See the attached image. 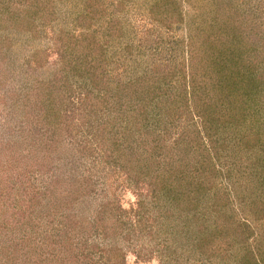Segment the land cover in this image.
<instances>
[{"label": "trees", "instance_id": "trees-1", "mask_svg": "<svg viewBox=\"0 0 264 264\" xmlns=\"http://www.w3.org/2000/svg\"><path fill=\"white\" fill-rule=\"evenodd\" d=\"M169 2V5L175 3ZM43 7L37 6L34 11L41 13ZM150 7L154 11L153 20L169 19L163 26L172 27L168 10L159 4ZM86 12L75 17L76 23L84 25L82 19L88 16L89 10ZM180 12L179 26L183 24ZM16 13L19 11L8 14L12 20L7 28L15 26L13 15ZM240 14L236 4L210 0L203 9L194 10L187 38L180 41L183 46L180 56L170 57L162 69L157 63L148 69H132L125 80H120L118 75L114 78L115 68L111 63L115 62V56L107 51L115 19L110 18L106 23L109 37L105 40H99L95 29L90 27H82L78 33L59 28L54 38L56 44L53 42L55 48L52 47L57 54L55 85L47 84L51 80L48 79L41 86L45 90L46 107L39 116L49 131H45L46 136L44 134L38 148L35 139L30 138V128L24 119L29 113L35 115L32 108L23 110L22 101L29 100L31 92L21 93H27L24 97L17 94L8 105L10 120L7 123L11 125L7 127L6 136L0 137V145L5 149L2 150L5 160L0 156V264H125L128 251L136 258L149 259L155 254L161 255L162 250L171 249L176 242L208 249V243H212L209 235L213 240L226 233V213L213 203L209 194L213 177L223 176L222 167L215 163L219 153L216 151V159L211 155L213 134L207 132L210 143L203 135V141L191 144L184 133L168 142L162 138L160 126H171L174 121L169 125L164 122L165 126L162 119L174 117L173 105L178 103L181 107V99V104L190 106L194 118L202 121L205 117L208 121L221 118L238 133L241 126L237 122L247 121L241 114L244 110L250 116L248 129L250 125L255 127L258 116L261 118L260 106L264 104V57L259 55L261 36L253 30L244 34ZM21 20L23 23L16 25L20 26L18 31H32L34 35V29L30 27L25 31L21 26H27L25 20L28 19ZM43 25L42 21L35 22L36 27ZM250 36L254 43L248 42ZM5 38L0 40V55L8 56L10 43H6ZM72 51L78 52L75 57H71ZM36 56L34 54L27 63L37 62ZM65 81L72 86L78 83L81 87L90 85L91 90L97 89L96 95L106 98L109 109L118 112L121 130L116 129L112 136L108 133L112 125L104 130L105 124L97 123V132L92 134L98 141L96 145L101 146L100 141H106L112 146H101L97 151L90 136L92 132L88 131V144L78 141L66 154L60 152L66 141L63 132L69 126L65 115L69 111L67 107L63 108L64 113L58 108L53 110L46 98L56 87L64 92L61 98L71 97L64 90ZM172 87L179 89L178 97L168 92ZM113 98L116 100L112 101ZM210 99L214 102L209 103ZM216 101L222 108L213 110V114L211 108ZM148 134L152 135L148 141L139 142ZM238 135L241 138L232 144H240L247 137L245 132ZM197 143L203 150H209L212 156L209 161L199 153ZM97 160L114 163L113 166L128 177L127 185L137 192L136 202L129 209L112 199L100 202L93 212L90 206L97 196L93 177L98 168L87 164L94 165ZM236 224L238 241L242 236V242L246 241L247 229L254 226L247 217ZM254 247L257 252L250 249L242 257L248 264H259L257 254L264 251L261 242ZM175 258L177 255L173 254ZM161 262L165 264L166 259Z\"/></svg>", "mask_w": 264, "mask_h": 264}, {"label": "rangeland", "instance_id": "rangeland-1", "mask_svg": "<svg viewBox=\"0 0 264 264\" xmlns=\"http://www.w3.org/2000/svg\"><path fill=\"white\" fill-rule=\"evenodd\" d=\"M169 1H175V3L169 5ZM209 1L0 0V40H3L2 37H6L8 39L6 43H10V47L7 50L8 56L0 55V137L6 136L7 127L11 125L7 123L10 120L8 105L11 101L13 102L17 94L20 93L21 95L23 92H31L29 100L24 102L19 98V101L25 103L23 110L27 108L34 109L33 113L35 115L29 113L24 116V119L30 128V138H34L37 143L36 148H38L37 146L42 137H44V134L46 136L45 131H49L45 129L46 124H43L39 116L42 113L41 110L46 107L44 103L45 90L41 86L45 85L43 82L48 79L51 80L46 82L47 84L55 82L53 76L56 73L55 68L57 69V65L55 64L57 54L53 48H55L54 44L56 42L54 38L59 34V28L64 27L69 32L78 33L80 28L90 27L91 30L95 29L99 40H105L109 37V33L106 30V23L110 18L115 19L113 24L114 29L111 32L112 37L107 42V51L109 54L115 56V62L111 63L115 68L113 72L114 78L117 79L115 75H118L120 80H125L132 73V69L152 68L154 63H157V67L162 69L165 66L164 62L170 57L174 59L177 55L180 56L182 52L181 48L183 47L180 41L187 38L188 29L192 24L190 19L194 15V10L203 9ZM224 1L238 5L241 13L239 16L240 23L242 24L241 29L244 31V34L253 30L254 34L261 36L259 41V55L263 58L264 0ZM153 4H159V7L169 11L168 15L171 16L172 20L171 28L166 29L163 26L164 22L169 21V19H165V21L160 19L159 22L158 19L157 21L153 20L154 11L150 7ZM41 5H44V9L41 13H36L35 9ZM173 7L178 8L172 10ZM87 9L89 10V14L88 16L83 15L85 16L82 19L84 25L81 26L76 23L78 20H75V17L80 13L87 14ZM14 10L19 11V14L16 13L13 15V22L16 19L15 26L7 28V26L10 27L12 20L7 16L9 13H13ZM180 11L183 15V24L179 26L178 13ZM23 12L27 14L24 15ZM159 16L157 15V17ZM163 16H166V14ZM21 18L28 19L25 20L28 23V27L26 25L24 26V24L21 26H23L25 31L30 27L32 30L34 29V35H32V31H18L20 26L16 27V25L20 22L23 23ZM39 21L44 22V25L37 26V28L35 22ZM252 27L253 29H250ZM253 41L252 36H250L248 42ZM1 45L2 47L5 46L2 43ZM77 53L76 51H72L71 57H75ZM34 54L35 56L37 55V62L33 64L27 63L30 58L34 57ZM168 67L165 71H167ZM164 74L166 75V73ZM69 82H62V85L63 83L65 85L64 90L71 94V97L67 100L61 98V93L64 92H60L59 87H56L53 94L49 98H46L51 102L53 110L58 108L64 113L63 108L67 107L69 111V113L67 112L68 114L65 113L67 118H69L67 120L69 126L65 127L66 129L63 132L65 133L67 142L65 141L62 148H60V152L63 151L64 154L68 152L69 148L74 146L75 142L80 141L82 142L81 144L87 142L88 144L90 136L96 145L98 141L95 140L92 134L97 132V123L105 124L104 130H107L112 125V131L110 129L108 132L112 136L113 131L116 129L121 130V121L119 120L118 112L112 108L109 109L110 106L107 103L109 101H106V98L104 99L96 95L97 89L91 90L89 88L90 85L81 87L78 86V83L74 82L72 86ZM178 84L179 88H181L180 80ZM168 92L170 95L173 96L175 94L178 97L179 89L176 90L172 87L168 89ZM27 93H24V95ZM24 95L21 96L24 97ZM115 100L116 98L112 99V101ZM212 102L214 101L210 99L209 103ZM213 104L211 108L212 112L213 110H219V107L222 108L219 101ZM166 105L169 104L166 102ZM190 105L193 107L192 104ZM180 106L178 103L177 106L176 104L173 105V109L175 108L173 118L164 117L162 119V124L164 125V122L169 125L170 122L174 121L170 127L166 125V127L160 126V131L163 133L162 138L169 142L176 139L178 134L181 135L184 133L186 140H189L191 144L203 141V135L205 136V141L208 143H210L209 141L211 139V155L213 154V158L216 159V151L219 153L220 156L215 163L222 167L221 172L223 176L216 174L213 177L214 182L210 185L209 194L213 198V203L218 204L226 213H224L226 215V233L218 235L213 240H211L213 236L209 235L208 237H210V242L212 243H208V249H204V247L198 248V245L193 246L185 242L180 244L176 242L171 245V249H167V251L162 250L161 255L155 254L149 259L136 258L134 253L128 251L126 253L125 264H163L161 260H164V258L166 259L165 264H248L247 259L242 258L246 252L250 249L257 252L254 245L259 242H261L264 248V104L260 106L261 118L258 116V119H255V127L250 125L249 129L248 121L250 120V116L247 114V111L242 110L241 114L243 113V116L247 117V121L240 119L237 122L241 126H237L239 129L238 133L233 126H230L225 120H221L220 117V119L214 121H208L206 117L203 118V121L197 117L194 118L191 115L190 106L185 105V103L183 104V102L181 104V99ZM195 108L197 107L195 106ZM221 121L222 125H220ZM51 124H54V122ZM213 127L217 128V130H214ZM88 131L90 133L92 132L90 136ZM207 132L208 134H213L210 139ZM243 132L247 136L245 141L243 140L240 144H232V141L236 143L241 138L238 134ZM37 136L39 140H37ZM151 136V134L143 136L139 142L148 141ZM247 138H249V141H247ZM133 140H135V143L137 142L135 136ZM105 142L101 143L100 141L103 148L112 146ZM101 146L96 145V150H101ZM205 149H202L201 144L197 148L199 153L204 154L207 161H209L211 159L209 156H212L208 154L209 150L207 152ZM2 150L5 151L2 145H0V156L5 160ZM84 151L88 152V150ZM201 154H198V156ZM93 164L91 162L87 164V166H95L98 168H95L93 177L97 187V196L94 197L95 199L90 206L93 212L100 202L112 201V199L125 209H129L135 204L137 192L127 185L128 177H126V174L122 170L113 166L114 163L112 164V162L106 163L97 160ZM229 172L231 173L230 176H228ZM220 205L223 206L221 207ZM243 217H247L250 224L254 226V228L247 229V233L245 234L248 235V238L244 242H242L243 236L241 241H238L237 231L239 228L236 224ZM224 235L226 236L224 237ZM163 252H165V257L161 259ZM173 254L174 256L177 255V259H173ZM208 254H210V258H207ZM257 257L259 258V264H264V251H262L261 255L257 254Z\"/></svg>", "mask_w": 264, "mask_h": 264}]
</instances>
